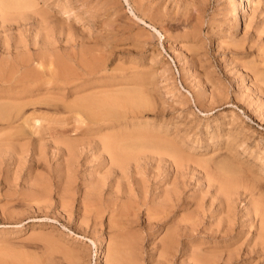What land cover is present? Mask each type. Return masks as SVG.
<instances>
[{"label": "rangeland", "instance_id": "1", "mask_svg": "<svg viewBox=\"0 0 264 264\" xmlns=\"http://www.w3.org/2000/svg\"><path fill=\"white\" fill-rule=\"evenodd\" d=\"M63 2L65 11L60 10ZM238 3V0H50L44 3L55 13L48 24L62 26L60 32L49 33L56 38L54 48L62 60L85 76L93 69L89 77L94 87L89 91H103L111 86L112 90L121 86L127 90L139 89L142 84L136 85L133 79L144 78L150 108L140 109L134 115L125 113L123 121L132 119L127 122L132 129L127 128L128 132L147 126L146 136H149L159 130L162 136L169 137L190 154L182 170L184 200L164 213L161 209V214L155 216L153 205L161 198L153 194L172 185L175 171L173 167L163 170L161 166L165 162L156 163L147 154V160L140 158L135 167L137 171L133 175L139 180L138 189L132 190L135 196L128 195L125 199L137 205L129 204L131 209L127 207L125 214L115 216L114 224L108 222L107 215L97 218L95 225L88 219L82 220L81 200L94 161L85 163L79 158L72 178L73 203L66 209L59 203L54 186L55 169L63 167L62 158L52 155L46 134H37L32 126H26V133L12 135L7 143H1L6 148L0 149V263L104 264L109 244L116 240L123 247L121 263L116 264H202L200 257L205 255L212 257L211 264H264V246L253 247L254 242L264 244V228L260 230L263 234H258L260 219L264 218V93L253 91L250 76L241 67V63L257 58L255 46L248 47L250 37L243 39V35L254 34L255 28L264 29V10L260 8L264 0H243L241 6ZM222 28L235 36L233 41L242 40L241 46L224 41L227 39L220 32ZM263 33L264 30L262 37ZM164 35L169 37L170 46ZM31 36L27 32L18 37L23 40L26 52L35 55L38 48ZM44 61H39L41 65L36 60L30 62L41 79L49 75ZM216 92L223 93L221 99L214 96ZM249 100H252L250 106ZM27 108L26 111L30 109ZM42 109L45 114L53 113L51 109ZM55 115L68 116L57 127L65 129L68 138L89 137L80 133L85 125L69 117L66 111ZM6 131L9 129L1 130ZM38 137L40 142L35 140ZM33 144L41 146L40 155H33ZM224 163L239 167L240 174L246 177V186L239 187L229 199V218L222 215L218 219V200L212 201L210 191L205 190L204 173L207 168L222 169ZM105 167L100 166V170ZM46 176L53 184L49 186L51 197L42 206L29 193L33 183ZM105 187L104 196L109 192ZM200 196L199 205H195V199ZM184 216L189 217L188 222L182 220ZM166 228L174 229L175 241L165 255L167 260L157 261ZM223 229H227L223 234L229 236L222 237ZM130 246V251L125 249ZM192 253L199 255L195 262Z\"/></svg>", "mask_w": 264, "mask_h": 264}, {"label": "bare ground", "instance_id": "2", "mask_svg": "<svg viewBox=\"0 0 264 264\" xmlns=\"http://www.w3.org/2000/svg\"><path fill=\"white\" fill-rule=\"evenodd\" d=\"M42 1L43 3H40V0H0V149L5 150L6 146L1 143H7L8 140H10L8 137L19 133H26V126H32L31 129H34L37 134H46L52 155L54 157H61L63 161V167H57L58 169H55L57 181H54L56 182L54 186L57 188L56 195L59 203L66 209L67 206H71L73 203L71 193L74 189L71 188L75 184L72 183L74 182L72 178L73 174L76 172L73 173V171L77 164H79V158H83L85 163L89 160L94 161V166L87 173L90 177L87 179L86 189L84 190L81 200L82 220L86 219L87 221L88 219L93 225L97 222L96 220L101 217L103 218V215H107L108 222H113L114 224L116 223V220L114 219L115 216H120L122 213L125 214L124 210H126L127 207L131 209L128 205H132L134 201H128L127 203L125 199H128V195L135 196V194H132V190L136 191L138 189L139 180L138 178H134L135 176L133 175L134 172L137 171L135 167L138 165L140 158H146L147 160V154H151L156 163H159V161L165 162L166 165H163L164 167L161 166L163 170L166 168L168 170L169 167H173L175 171V174L171 179L172 185L169 187H162L159 192H154L153 195H155L157 199H161L153 205L152 211L153 213H156V216L157 213H160L162 210V213H164L165 210L175 208L184 200L181 196V192L185 185L184 179H182V170H184L187 159L189 160L190 158V154L184 152V150H182V148L169 137L162 136L159 130H157V132L154 130L155 133L150 131L152 134L146 136L148 131L145 124V129L139 127L140 129H135L134 132H132L131 126L127 124L128 120H132L131 117L128 119L125 118V121H123V118L127 113L134 115V112H137L140 109L143 110L145 108L147 109V107L150 108V97L147 95L146 86L143 85L142 81L144 78L142 77L143 79L136 81L135 79L133 80L135 84L139 83L138 86H140L141 83V86L146 90L142 87L139 89L127 90L128 88H123L120 85L121 87L118 88H123L124 90H118L116 87H113L112 90L111 86V89L96 91L95 88H97V86H95L93 89L95 91H89V89L94 87V83H91L92 80L89 77V74L94 73L92 68H95L96 66H90L92 67L90 68L92 70L88 71V74L86 73L87 75L85 76L82 72H80L81 74L77 73L69 64H65L62 60L63 58L61 57V54L59 55L55 50L56 48H54L56 38H53L49 34L53 31L60 32L62 26L59 23H57L59 25L56 23L54 25L48 24V20L50 17L54 18L55 13H53L52 9L47 8L44 5V3L46 4L47 1L50 2V0ZM238 1L241 6L243 0ZM65 8L64 3L60 10L65 11ZM260 8L261 11L264 10V4L261 5ZM13 29H15L16 32H14ZM253 30L254 34L252 35L246 36L244 33L245 35H243V39H248L250 37L249 42L251 44H248V47L251 48L252 46H255L258 51V53L255 54L257 58L252 59L250 63H241V67H244L243 70L245 71V75L250 76L254 86L253 91L264 93V35L262 37L261 34L264 29L261 30L255 28ZM27 32L32 34L31 40L33 41V45H37L38 50L35 52V55L26 52L27 48H25L23 40L18 37L21 33L24 35ZM220 32L223 33V37L227 39L224 40L227 43L232 42L235 38L227 28L220 29ZM16 35L18 36L16 37ZM12 38L17 39L13 41L11 40ZM164 38L166 44L170 46L169 37L164 35ZM241 41L242 40L240 39H236L233 42H235L236 45H240V43H242ZM256 50L253 49V51ZM34 60L38 61V64L40 65L41 62L44 60L46 61L44 62L49 69V72L47 71L49 73L48 78L41 79L37 71L30 66V62ZM39 61L41 62L39 63ZM121 82L122 81H120V83ZM88 83L93 85H90L91 87L88 88V86L86 87ZM106 85L108 86L110 84L107 83ZM250 93H252V90H250ZM212 95L214 94L212 93L211 96ZM222 95V92H216L214 96L221 99ZM251 103L252 100H249L248 105L250 106ZM42 106L45 110L51 109L53 113H49L50 115L47 113L45 114L44 112L46 111L42 109ZM27 107H30V109L26 111L25 108ZM63 111H66L69 117H73L76 122L83 123L85 126L81 129L82 131H79L83 135L89 137H85L81 140L68 138L65 129L57 128L62 121L68 118V116L60 117L55 115L57 112ZM133 117L136 118V116ZM133 122L134 121L131 123L132 125H134ZM121 125H124V127L122 128ZM136 126L138 127V125ZM136 126L134 128H137ZM3 128L9 129V131L1 132ZM127 128H130L131 130L129 129L130 131L128 132ZM11 129H13L14 132L12 131L10 133ZM143 131L146 133L143 134ZM35 140L40 142L41 137H38ZM32 146L31 151H33V155H40L41 146L36 144H33ZM263 156L264 153L262 157ZM100 166L106 167L101 171ZM235 166L237 165L234 164L233 167V164L231 165V163H227L224 167L222 166V169H219V167L212 171V169L207 168L204 173L205 190L210 191L212 201L214 198L218 200L219 212L216 215V218L218 219H221L222 215L225 219L229 218L231 210L229 207V199L232 198L233 194L239 187L246 186V177L241 175L239 167L237 168ZM176 176H179L177 180H175ZM48 178L46 176L41 178V180H38V182L33 183L29 193L32 199L37 202L39 201L41 204L39 202L38 204L42 206L46 204L45 202L47 201L48 196L51 197L49 194V186L53 183L52 181L48 182ZM107 184L109 185L106 186L108 188L105 187ZM104 187L109 189V192L105 196L104 194L102 195ZM140 188L142 187L140 186ZM209 188L211 189L209 190ZM201 199V196L196 198L195 205H199ZM134 203L137 205L136 202ZM134 207L135 206H133V208ZM147 210L151 211V208L148 207ZM195 210H197V207H195ZM193 215L195 220L196 215ZM183 218L184 219L182 220L184 222L189 221V217L184 216ZM193 223L195 224V221ZM262 223H264V218L260 219L258 234H263L262 229L264 227H262ZM223 227L227 228L228 226L224 225ZM182 228L185 230L186 225L182 226ZM188 228L189 227L187 226V229ZM215 231L217 232V229ZM226 231L227 229L220 230L222 234L226 233ZM118 233H120L119 230L117 234ZM164 234L165 235L161 238L160 249L162 251L159 254L160 256L157 261H162L160 258H166L165 255H168L167 253L171 251L175 241L176 234L174 229L166 228ZM223 236L227 237L229 235L223 234L222 237ZM249 244L250 243H248V245ZM100 245L101 242L99 243V246ZM109 245L110 249H107L106 254L107 259L105 261V256L102 262L107 264V261H110V264H116L120 261V257H123L122 244L117 243L115 240V242L113 241L112 244ZM254 246H256L257 249H260L264 244L262 241H258L257 243H253V247ZM131 247L132 246L125 247V249L128 248L130 251ZM101 251L102 249L100 246L99 254H101ZM123 252L125 253V251ZM72 253L74 256L77 255V253ZM227 254H229V252ZM192 255L193 262H195L199 255L196 253H192ZM103 256L104 255L101 257ZM129 256L128 258H130ZM200 259L202 264L212 263V257L209 255L202 256ZM125 260H127V258H125ZM131 260L133 259L131 258ZM129 262L131 261L129 260ZM166 264H168V262Z\"/></svg>", "mask_w": 264, "mask_h": 264}]
</instances>
